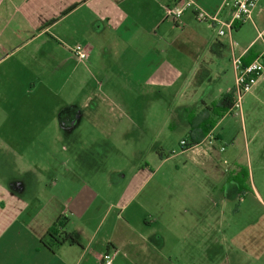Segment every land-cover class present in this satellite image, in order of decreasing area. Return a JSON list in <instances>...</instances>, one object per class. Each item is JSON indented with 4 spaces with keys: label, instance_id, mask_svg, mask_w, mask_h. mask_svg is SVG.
Listing matches in <instances>:
<instances>
[{
    "label": "crops",
    "instance_id": "crops-1",
    "mask_svg": "<svg viewBox=\"0 0 264 264\" xmlns=\"http://www.w3.org/2000/svg\"><path fill=\"white\" fill-rule=\"evenodd\" d=\"M195 1L224 22L231 20V10L225 7L230 0ZM175 3L0 0V108L6 113L0 128L6 130L5 124L14 116L13 137L36 138L41 115L69 134L91 122L90 137L112 136L111 127L118 129V116L111 109L103 112L105 99L111 101V97L103 92L104 82L97 77L106 79V88L112 92L127 91L128 99L116 104L124 117L129 111L133 121L149 119L171 92L181 100L177 101L183 113L180 120L189 125L191 113L213 103L204 94L203 75L215 67L222 80V58L230 62L234 53L248 64L261 54L263 44L257 36L264 29V0H259L251 19L236 26L233 33L226 28L222 37L216 28L197 20L192 9L174 22L167 10ZM78 44L88 50L84 62L71 52ZM88 75L96 79L98 89H92ZM234 86L235 72L231 85L220 89L214 102ZM256 87L263 88L264 79L253 90ZM40 89L46 91L45 97H40ZM137 91L142 93L137 95ZM42 125L44 129L50 126ZM216 127L210 134L221 140ZM205 146L195 150L204 151ZM160 168L153 171L146 164L130 179L120 172L117 187H122L115 194L89 193L85 188L58 210L40 204L34 211L20 184L8 183L2 173L0 264H101L106 253L114 255L112 264H246L242 249L227 236L228 224L226 240L220 241L216 237L220 229L216 234L215 223L199 200L166 193L168 180L157 178ZM5 169L1 163L0 171ZM152 182L156 187L150 189ZM61 215L69 219L66 230L78 243L50 248L42 238Z\"/></svg>",
    "mask_w": 264,
    "mask_h": 264
},
{
    "label": "rangeland",
    "instance_id": "rangeland-1",
    "mask_svg": "<svg viewBox=\"0 0 264 264\" xmlns=\"http://www.w3.org/2000/svg\"><path fill=\"white\" fill-rule=\"evenodd\" d=\"M233 69L232 62L222 58V80H218L215 67L211 74L202 76L207 82L206 99L214 102L220 89L231 85ZM95 80L88 75L92 89H98ZM97 80L104 82L103 92L111 97V101L105 99L103 112L111 109L118 116V129L111 127L112 136L90 137L91 122H84L69 134L41 115L42 127L36 138L13 137L14 116L5 124L6 130L0 128V164L6 167L0 176L3 173L8 183L20 184L30 211L40 204L58 210L85 188L89 193L115 194L122 187H117L120 172L130 179L138 167L149 164L153 171L161 167L157 178L168 180L167 194L191 195L208 209L216 234L221 231L216 235L220 241L226 240L228 224L227 236L242 249L246 264H264V87H256L245 97L243 118L232 112L218 121L216 131L222 139H214L211 150L205 146L204 151L184 152L181 141L188 136L189 125L187 120H180L183 113L177 101L181 100L167 92L164 106L156 108L157 114L151 112L149 119L133 121L129 111L124 117L116 105L121 98L128 99L127 91L112 92L106 88V79ZM39 91L40 97H45L46 91ZM196 108L197 104L193 110ZM4 114L0 108V127ZM45 123L50 125L46 129ZM238 182L245 186L243 194ZM155 187L152 182L150 189Z\"/></svg>",
    "mask_w": 264,
    "mask_h": 264
},
{
    "label": "built area",
    "instance_id": "built-area-1",
    "mask_svg": "<svg viewBox=\"0 0 264 264\" xmlns=\"http://www.w3.org/2000/svg\"><path fill=\"white\" fill-rule=\"evenodd\" d=\"M225 7L231 10V20L224 22L216 14L212 15L205 11L195 0H176L173 7L167 10L168 16L174 21L179 22L185 11L192 9L195 18L199 21L206 22L212 27L216 28L220 37L226 34V28L229 33H233L236 26L244 24L252 18V15L259 7V0H230L225 3ZM257 39L263 44L261 54L252 62L245 64L242 56H237L233 53L231 57L232 65L235 72V86H234V103L232 111L240 117H244L243 103L245 97L252 92L256 83L264 79V29L258 31ZM72 54L81 62L88 59V50L82 45L78 44L71 49ZM214 137L209 134L206 139L200 144L192 148H187V140L181 141L183 151L195 149L202 144L212 146ZM224 151V148H221ZM114 255L106 253L101 260V264H112Z\"/></svg>",
    "mask_w": 264,
    "mask_h": 264
},
{
    "label": "trees",
    "instance_id": "trees-1",
    "mask_svg": "<svg viewBox=\"0 0 264 264\" xmlns=\"http://www.w3.org/2000/svg\"><path fill=\"white\" fill-rule=\"evenodd\" d=\"M233 103L234 89L230 92H225L218 101L206 105L201 112L191 113L189 115L190 131L185 138L187 140L186 147L192 148L201 144L217 126L218 121L224 118L232 109ZM238 183L240 186V194H243L242 192L245 186L241 182ZM68 222L69 219L67 217L64 215L59 216L42 238V243L50 248L61 246L65 243L77 244L78 241L74 235L66 230Z\"/></svg>",
    "mask_w": 264,
    "mask_h": 264
}]
</instances>
